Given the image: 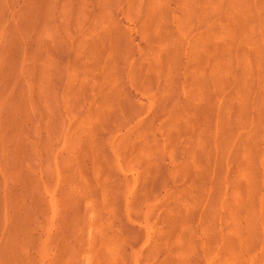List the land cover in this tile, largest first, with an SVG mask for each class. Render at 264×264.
I'll return each mask as SVG.
<instances>
[{
    "label": "bare ground",
    "instance_id": "6f19581e",
    "mask_svg": "<svg viewBox=\"0 0 264 264\" xmlns=\"http://www.w3.org/2000/svg\"><path fill=\"white\" fill-rule=\"evenodd\" d=\"M0 264H264V0H0Z\"/></svg>",
    "mask_w": 264,
    "mask_h": 264
}]
</instances>
